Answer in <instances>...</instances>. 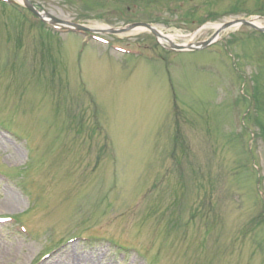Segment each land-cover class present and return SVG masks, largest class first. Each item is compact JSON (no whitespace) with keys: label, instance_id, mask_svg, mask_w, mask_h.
Segmentation results:
<instances>
[{"label":"rangeland","instance_id":"obj_1","mask_svg":"<svg viewBox=\"0 0 264 264\" xmlns=\"http://www.w3.org/2000/svg\"><path fill=\"white\" fill-rule=\"evenodd\" d=\"M27 1L163 62L78 51L81 37L0 4V178L25 199L0 185V216L32 236L0 226V264H264V35L241 27L174 54L146 30L104 32L188 34L264 16V0ZM83 235L98 239L52 252Z\"/></svg>","mask_w":264,"mask_h":264},{"label":"water","instance_id":"obj_2","mask_svg":"<svg viewBox=\"0 0 264 264\" xmlns=\"http://www.w3.org/2000/svg\"><path fill=\"white\" fill-rule=\"evenodd\" d=\"M24 4L27 6V7H29L30 9H32L27 3H26V1L24 0ZM33 10V9H32ZM47 17V16H46ZM49 20H51L52 22H55V23H58V21H56V20H54V19H51V18H49V17H47ZM236 24H237V22H235ZM234 23V24H235ZM243 23V22H242ZM243 24H246V25H248V26H250V27H252V28H255V29H257L253 24H251V23H243ZM231 24H228V25H224L222 28H225V27H228V26H230ZM139 27H146L147 29H149L153 34H154V36L156 37V38H160V36H159V34L154 30V29H152L151 27H149V26H146V25H140V24H135V25H132V26H129L128 28H126V29H132V28H139ZM114 31H116V30H113V31H110V32H114ZM212 40H210V41H208V43L209 42H211ZM208 43H203V44H201V45H207Z\"/></svg>","mask_w":264,"mask_h":264},{"label":"bare ground","instance_id":"obj_3","mask_svg":"<svg viewBox=\"0 0 264 264\" xmlns=\"http://www.w3.org/2000/svg\"><path fill=\"white\" fill-rule=\"evenodd\" d=\"M8 202L7 200H3L2 203L0 204L1 208H6L5 206H7ZM12 206H15L14 204H12ZM97 260V259H96Z\"/></svg>","mask_w":264,"mask_h":264}]
</instances>
